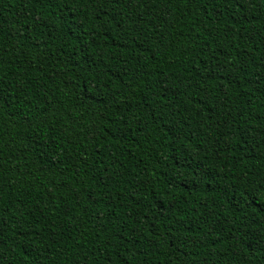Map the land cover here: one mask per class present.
Listing matches in <instances>:
<instances>
[{
    "label": "trees",
    "instance_id": "16d2710c",
    "mask_svg": "<svg viewBox=\"0 0 264 264\" xmlns=\"http://www.w3.org/2000/svg\"><path fill=\"white\" fill-rule=\"evenodd\" d=\"M0 264H264V0H0Z\"/></svg>",
    "mask_w": 264,
    "mask_h": 264
}]
</instances>
